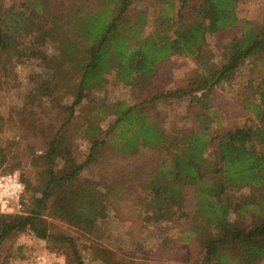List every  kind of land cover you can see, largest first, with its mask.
Returning a JSON list of instances; mask_svg holds the SVG:
<instances>
[{
    "label": "trees",
    "instance_id": "trees-1",
    "mask_svg": "<svg viewBox=\"0 0 264 264\" xmlns=\"http://www.w3.org/2000/svg\"><path fill=\"white\" fill-rule=\"evenodd\" d=\"M135 1L14 0L7 5L0 0V91L9 90L11 81L19 88L32 107L21 113L20 127L45 144L41 153L33 149L27 169L12 147L21 148L28 135L0 143V169L12 157L11 171L20 169L26 185L23 212L0 215V246L33 233L49 247L66 245L67 264H87L85 252L92 246L57 229L49 217L84 236L97 235L113 186L86 176L87 167L100 164L107 152L134 159L150 147L159 157L137 193L140 220L161 224L186 216L188 238L197 237L203 246L201 264H255L264 258V72L249 74L243 89L254 123L224 125L212 96L218 84H233L247 64L260 61L264 69V27L240 18L241 0H150L133 11ZM214 33L230 37L220 65L208 40ZM176 56L194 61L197 72L187 85L151 100L187 102L181 115L195 118L190 125L166 127L143 102L91 105L104 91L107 74L124 85L149 88L158 68ZM20 63L49 68L53 77L41 83L13 79L11 70ZM66 95L73 97L71 103L64 102ZM47 97L66 114L59 126L37 121L34 107ZM83 112L84 119L76 122ZM109 116L114 119L104 128L101 122ZM73 124L88 140L83 161L77 157ZM5 125L0 115V134ZM32 172L40 175L36 181ZM244 188L250 193L230 198ZM189 195L192 214L185 210ZM103 259L109 262L108 255Z\"/></svg>",
    "mask_w": 264,
    "mask_h": 264
},
{
    "label": "rangeland",
    "instance_id": "rangeland-1",
    "mask_svg": "<svg viewBox=\"0 0 264 264\" xmlns=\"http://www.w3.org/2000/svg\"><path fill=\"white\" fill-rule=\"evenodd\" d=\"M14 0H5L7 5ZM150 0H136L133 11H139L147 7ZM238 14L242 19H249L257 26L264 27V0H241L238 7ZM148 31V30H146ZM210 47L215 52V60L220 65L223 62V51L228 44L230 37L227 33H214L208 36ZM262 63L255 61L249 63L238 72L233 84L222 82L217 85L212 98L214 104L222 112V123L226 126L232 124H251L257 121L255 114L248 111L243 100V89L247 82V76L254 74L259 76L264 72L261 69ZM12 68V67H11ZM197 65L191 59L182 57H172L165 61L157 70L154 81L149 88L142 89L140 86H128L117 81L113 73L107 74L108 82L104 91L98 99L91 103L99 106L104 102L110 104L118 99L126 100L131 104L145 103L154 119L162 125L170 127L173 124L188 126L194 121L184 119L181 114L186 111L187 102L175 101L172 104L163 101H152L153 95L165 93L171 89L187 85L188 77L197 72ZM10 76H19L22 80L33 79L43 82L51 79L53 73L49 68L35 67L34 69L22 63L12 68ZM9 90L0 91V115L4 119L6 131L0 134V143L3 145L23 138L21 148L14 145L13 150H18V161L21 165L28 163L32 158V151L36 149L38 153L44 150V142L35 134L24 133L19 121L21 113L28 110L22 92L18 87L13 86ZM73 97L66 95L64 102L71 103ZM37 121L44 124H55L59 126L66 114L54 107L51 98H46L43 105L34 107ZM86 114V112H85ZM85 115L75 119L76 122L84 119ZM114 117H107L101 124L105 128ZM71 131L77 143V157L79 161L86 159L89 151L88 140L84 138L80 131L77 132L71 126ZM15 138V139H14ZM104 155V160L99 164L92 163L85 171V175L93 179H100L109 185L112 184L113 192L111 198L104 207V215L101 216V229L95 236H84L71 225L63 221L49 217L50 221L56 224L57 229L68 234L75 235L79 243L92 246L91 252H85L87 264H104V255H108L109 262H127L128 264H201L204 255L202 244L196 237H189V219L186 216L175 218L170 222L161 224H150L140 220V204L137 193L140 185L148 178L151 169L154 168L155 161L159 157L155 150L150 147L142 148L138 151L134 159L125 156L113 157ZM15 162V163H17ZM14 164L11 157L2 168L11 171ZM31 170V169H30ZM19 175L20 169H15ZM33 181L40 176L32 172ZM21 176V175H20ZM22 177V176H21ZM23 179V178H22ZM121 192L120 195L116 191ZM250 193L249 188H244L240 192L230 195V198L241 199ZM37 195H43V190H38ZM186 202V211L193 213L194 200L191 195ZM24 205L20 212H23ZM17 212V211H15ZM19 247L21 249L19 250ZM66 245L61 249L49 247V242L40 239L33 233L23 234L15 239H9L0 246V264H67L65 253ZM99 248V249H98ZM102 253L98 258H93L94 252ZM95 257V256H94ZM255 264H264V258L258 259Z\"/></svg>",
    "mask_w": 264,
    "mask_h": 264
},
{
    "label": "built area",
    "instance_id": "built-area-1",
    "mask_svg": "<svg viewBox=\"0 0 264 264\" xmlns=\"http://www.w3.org/2000/svg\"><path fill=\"white\" fill-rule=\"evenodd\" d=\"M25 189V182L17 172L0 169V215L20 212Z\"/></svg>",
    "mask_w": 264,
    "mask_h": 264
}]
</instances>
